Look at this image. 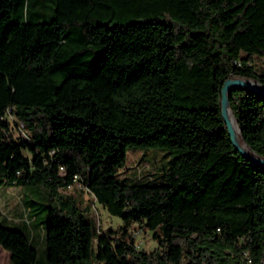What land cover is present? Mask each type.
Segmentation results:
<instances>
[{
	"label": "trees",
	"instance_id": "1",
	"mask_svg": "<svg viewBox=\"0 0 264 264\" xmlns=\"http://www.w3.org/2000/svg\"><path fill=\"white\" fill-rule=\"evenodd\" d=\"M256 56L264 0H0V185L39 184L50 201L46 224L23 192L30 218L0 222L7 264L37 260L27 223L42 230L44 264H262L264 166L234 147L221 104L228 78L264 84ZM227 96L264 158V94ZM8 115L28 141L9 138ZM129 147L169 152L158 180L118 176ZM75 182L121 224L98 229L62 193ZM133 224L153 249L135 247Z\"/></svg>",
	"mask_w": 264,
	"mask_h": 264
},
{
	"label": "rangeland",
	"instance_id": "2",
	"mask_svg": "<svg viewBox=\"0 0 264 264\" xmlns=\"http://www.w3.org/2000/svg\"><path fill=\"white\" fill-rule=\"evenodd\" d=\"M224 1L231 3L235 0ZM252 65L254 69L264 73V57L256 56ZM113 98L121 105H127L128 100L123 93L118 92ZM8 118L10 124L9 138L28 141L29 139L24 128L21 127L20 122L15 121L13 116L8 115ZM22 153L29 159L32 157V154L26 149H23ZM169 157V152L165 151L163 148L151 147L145 149L129 147L126 153L125 164L118 170V176L125 182L158 180L168 167ZM38 186L42 188V192L35 191L30 185H0V213L5 216V219H0V222L10 228H16L17 224H14V220L18 219L20 214L23 215L24 219L30 218L26 215L27 213L22 203V194L25 193V197L31 200L29 202L36 212L37 221L44 219L43 222L46 224L45 215L48 212L46 204L50 201L47 192H45V188L39 184ZM62 193L64 195H72L76 198L77 204L81 208H86L87 211L84 210V212L92 219L98 229L116 228L121 224L120 217L110 214L105 207L95 200L93 194L86 188H80L75 185L72 188L62 190ZM54 202H56V200H54ZM131 229L132 233H134L132 237L133 241L138 245L137 248L151 250L156 246V241L152 237L151 230L140 227L138 224H133ZM35 230L42 233L40 226ZM37 236H39V234H37ZM45 260L46 254L43 252L41 243H39L37 245V260L35 264H44ZM7 263L8 254L0 250V264Z\"/></svg>",
	"mask_w": 264,
	"mask_h": 264
},
{
	"label": "water",
	"instance_id": "3",
	"mask_svg": "<svg viewBox=\"0 0 264 264\" xmlns=\"http://www.w3.org/2000/svg\"><path fill=\"white\" fill-rule=\"evenodd\" d=\"M253 81L254 83L260 85L262 88H256L253 87L249 84V81ZM234 86H242L248 89H252L258 92H261L264 94V84L261 82H258L256 80H253L251 78H247V77H231L228 78L227 80H225L223 86H222V90H221V104H222V115L226 121L227 124V129H228V133L230 135V139L231 142L233 143L234 147L236 149H238V151L245 156L246 158H248L249 160H251L252 162L258 163L260 165L264 166V158L257 155L256 153H254L253 151H249L248 149H245L241 144H239L236 140V134L235 131L231 125V120L229 115H231L233 117V119L235 120L234 114L231 111L229 102H228V96H227V92L230 88L234 87ZM235 123L237 125V122L235 120ZM238 127V126H237ZM239 131V128H238ZM245 143V142H244ZM264 264V260L263 263Z\"/></svg>",
	"mask_w": 264,
	"mask_h": 264
},
{
	"label": "crops",
	"instance_id": "4",
	"mask_svg": "<svg viewBox=\"0 0 264 264\" xmlns=\"http://www.w3.org/2000/svg\"><path fill=\"white\" fill-rule=\"evenodd\" d=\"M0 218H5V216L0 213ZM21 220H24L22 214H20V217L18 219L14 220V223L15 222H21ZM27 226H28V233L30 235V239L32 240V242H38V244L41 243V245H42V234L39 233L37 230H35L34 227L31 225V223H29V224L27 223ZM37 234H39V236H37ZM0 250L4 253L8 254V252L4 248H2L1 246H0ZM8 257H9V254H8Z\"/></svg>",
	"mask_w": 264,
	"mask_h": 264
},
{
	"label": "bare ground",
	"instance_id": "5",
	"mask_svg": "<svg viewBox=\"0 0 264 264\" xmlns=\"http://www.w3.org/2000/svg\"><path fill=\"white\" fill-rule=\"evenodd\" d=\"M248 81H249V84H250L251 86L256 87V88H262L260 85L254 83L253 81H250V80H248ZM229 117H230V120H231V125H232V127H233V129H234V131H235V134H236L235 137H236L237 142H238L239 144H241L245 149H247L246 144L241 140V138H240V136H239L238 127H237V125H236V123H235V120L233 119V117H232L231 115H229Z\"/></svg>",
	"mask_w": 264,
	"mask_h": 264
},
{
	"label": "built area",
	"instance_id": "6",
	"mask_svg": "<svg viewBox=\"0 0 264 264\" xmlns=\"http://www.w3.org/2000/svg\"><path fill=\"white\" fill-rule=\"evenodd\" d=\"M20 124H21V127H23V124L20 122ZM24 128V127H23ZM63 170V168L61 167V171ZM76 175L74 176V180L76 181ZM79 186V187H82V185L79 183V182H75V183H73V184H70V185H68L67 186V188H72V187H74V186ZM134 235V233L132 234V236ZM134 245H135V247H138V245H137V243H134Z\"/></svg>",
	"mask_w": 264,
	"mask_h": 264
}]
</instances>
